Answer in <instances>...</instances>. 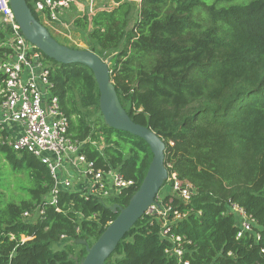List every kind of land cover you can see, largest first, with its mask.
<instances>
[{
  "label": "trees",
  "instance_id": "1",
  "mask_svg": "<svg viewBox=\"0 0 264 264\" xmlns=\"http://www.w3.org/2000/svg\"><path fill=\"white\" fill-rule=\"evenodd\" d=\"M114 1L73 25L87 34V49L114 55L122 105L164 139L169 177L195 189L189 201L173 193L162 200L171 220L174 210L183 215L171 225L182 238V260L264 264V0ZM7 51L0 47V59ZM43 55L72 138L84 142L97 168H116L134 184L110 201L61 191L57 209L45 199L54 184L47 165L13 149L0 130V264H77L73 256L80 260L86 250L71 241L98 239L117 216L111 205L128 204L153 158L143 138L105 124L89 67ZM234 203L256 221L239 238ZM37 209L41 214L24 218ZM161 228L144 215L105 264H178L171 253L177 244Z\"/></svg>",
  "mask_w": 264,
  "mask_h": 264
},
{
  "label": "built area",
  "instance_id": "2",
  "mask_svg": "<svg viewBox=\"0 0 264 264\" xmlns=\"http://www.w3.org/2000/svg\"><path fill=\"white\" fill-rule=\"evenodd\" d=\"M31 3L42 23L63 28H69L77 17H91L118 4L114 0H31ZM0 31L4 32L0 47L8 49L0 59L3 75L0 130L6 132V141L13 149L32 153L49 168L54 184L45 199L59 209L61 191H79L86 197L107 201L119 197L134 181L126 179L116 168H97L82 152L84 142L72 138L69 119L61 109L58 95L52 91L50 67L42 51L24 36L10 0H0ZM168 180L172 193L185 201L195 193L193 185L179 180L175 173ZM162 200L159 195L158 204L151 205L146 214L161 221L162 238L177 244L171 253L178 258V264H190L189 260H182L185 249L181 236L171 231V225L183 215L174 210L171 220L172 207ZM229 208L238 218V238L254 232L256 221L243 207L234 203ZM39 214V209L34 213L25 212L24 218ZM255 235L259 237L257 232Z\"/></svg>",
  "mask_w": 264,
  "mask_h": 264
},
{
  "label": "water",
  "instance_id": "3",
  "mask_svg": "<svg viewBox=\"0 0 264 264\" xmlns=\"http://www.w3.org/2000/svg\"><path fill=\"white\" fill-rule=\"evenodd\" d=\"M10 5L24 36L42 53L59 63H79L93 71L99 88V107L105 124L143 138L153 153L146 175L128 204L111 205L117 216L98 239L92 244L82 238L71 241L83 245L86 250L80 260L78 256H73L77 264H105L124 236L146 215L149 207L158 204L160 191L169 179L165 164V141L150 127L136 123L122 105L112 79L111 65L114 55L103 58L93 50L72 48L61 43L52 35L48 26L35 16L28 0H10Z\"/></svg>",
  "mask_w": 264,
  "mask_h": 264
},
{
  "label": "rangeland",
  "instance_id": "4",
  "mask_svg": "<svg viewBox=\"0 0 264 264\" xmlns=\"http://www.w3.org/2000/svg\"><path fill=\"white\" fill-rule=\"evenodd\" d=\"M139 1V0H136ZM53 36L60 42L66 43L68 45L77 46L78 48L86 49L87 44L85 42V39L87 37V34L84 31L78 30L75 25L70 24L69 28H63V27H57L55 25L48 26ZM166 192L172 193L173 190L169 186V180L168 182L162 187L160 191V197H164ZM166 194V195H167ZM60 243L64 244L65 241L62 240ZM55 244V248L59 247V244ZM78 250L81 249V246H78Z\"/></svg>",
  "mask_w": 264,
  "mask_h": 264
},
{
  "label": "crops",
  "instance_id": "5",
  "mask_svg": "<svg viewBox=\"0 0 264 264\" xmlns=\"http://www.w3.org/2000/svg\"><path fill=\"white\" fill-rule=\"evenodd\" d=\"M51 25H55V24H47V26H51ZM55 26H57V27H63V26H58V25H55ZM49 28V27H48ZM168 192H166V194H167ZM165 194V195H166Z\"/></svg>",
  "mask_w": 264,
  "mask_h": 264
}]
</instances>
